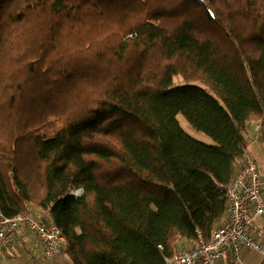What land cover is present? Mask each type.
Listing matches in <instances>:
<instances>
[{
  "label": "trees",
  "instance_id": "1",
  "mask_svg": "<svg viewBox=\"0 0 264 264\" xmlns=\"http://www.w3.org/2000/svg\"><path fill=\"white\" fill-rule=\"evenodd\" d=\"M250 121L264 133V0H0V212L37 210L71 264L208 239Z\"/></svg>",
  "mask_w": 264,
  "mask_h": 264
},
{
  "label": "built area",
  "instance_id": "2",
  "mask_svg": "<svg viewBox=\"0 0 264 264\" xmlns=\"http://www.w3.org/2000/svg\"><path fill=\"white\" fill-rule=\"evenodd\" d=\"M227 204L220 224L208 239L197 234L196 243L180 246L164 264H221L226 251L238 257L241 252L255 251L264 256V173L243 154L233 180L225 186ZM78 195L80 189L77 190ZM74 195V197L78 196ZM25 232L41 248L40 259L47 264L61 253L64 236L52 223L41 220L34 208L13 216L0 212V257L21 244Z\"/></svg>",
  "mask_w": 264,
  "mask_h": 264
},
{
  "label": "crops",
  "instance_id": "3",
  "mask_svg": "<svg viewBox=\"0 0 264 264\" xmlns=\"http://www.w3.org/2000/svg\"><path fill=\"white\" fill-rule=\"evenodd\" d=\"M245 153L244 155L250 159H252L260 172L264 173V133L262 131L259 123L255 121H250L246 125L245 138ZM238 166V165H237ZM27 238L25 237L23 240L26 242V248L32 252V256L35 259H32L30 254H28L21 245H14L8 254L4 257H0V264H47L46 262L42 263L38 261V257L41 255V248L34 240L33 244L27 242ZM22 240V241H23ZM22 243V242H21ZM192 243H180L177 246V249L180 246L190 245ZM37 245L38 248L34 246ZM221 260V264H264V256L255 251H248L239 253V256L236 257L233 252L230 250L224 253ZM48 264H71L70 261L67 260L65 253L62 251L56 257L51 260Z\"/></svg>",
  "mask_w": 264,
  "mask_h": 264
},
{
  "label": "rangeland",
  "instance_id": "4",
  "mask_svg": "<svg viewBox=\"0 0 264 264\" xmlns=\"http://www.w3.org/2000/svg\"><path fill=\"white\" fill-rule=\"evenodd\" d=\"M184 83H185V80L182 77H180L179 75H176V76H174L172 78V85L173 86H176V85H179V84H184ZM197 84H199V83H197ZM200 85L202 87H205L202 84H200ZM206 90H208V89L206 88ZM175 117L178 120L179 125L182 127V129L186 133H188L192 138H194V139H196L198 141H201V142H203L205 144L213 143L211 141L212 139L207 134H205L204 132L199 131L197 129H194V127H192L190 125V123L188 122V120L186 119V117L182 113H178ZM78 189H80V188L72 189L68 194L73 195V196L74 195H78V193H77ZM80 193H81V189H80ZM29 209H31V208H29ZM25 237H29V238H27V242L30 243V245L33 244L34 239L32 237H30V235L27 232H25ZM34 247L38 248L37 245H35ZM61 252H62V250H61ZM37 260L43 263V260L40 259L39 257H38Z\"/></svg>",
  "mask_w": 264,
  "mask_h": 264
},
{
  "label": "water",
  "instance_id": "5",
  "mask_svg": "<svg viewBox=\"0 0 264 264\" xmlns=\"http://www.w3.org/2000/svg\"><path fill=\"white\" fill-rule=\"evenodd\" d=\"M69 196H71V195L69 194Z\"/></svg>",
  "mask_w": 264,
  "mask_h": 264
}]
</instances>
